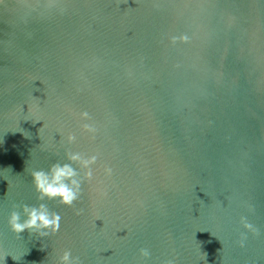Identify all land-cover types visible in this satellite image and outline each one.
<instances>
[{
    "label": "water",
    "instance_id": "water-1",
    "mask_svg": "<svg viewBox=\"0 0 264 264\" xmlns=\"http://www.w3.org/2000/svg\"><path fill=\"white\" fill-rule=\"evenodd\" d=\"M66 152L97 157L92 179L72 207L39 201L31 171ZM39 203L59 231L12 232ZM63 250L264 264V0H0V264Z\"/></svg>",
    "mask_w": 264,
    "mask_h": 264
},
{
    "label": "clouds",
    "instance_id": "clouds-1",
    "mask_svg": "<svg viewBox=\"0 0 264 264\" xmlns=\"http://www.w3.org/2000/svg\"><path fill=\"white\" fill-rule=\"evenodd\" d=\"M80 116L88 118L87 112H81ZM87 132H93L95 129L85 123L82 126ZM76 137L74 134L69 133L67 135V141L72 143ZM66 157L69 162L51 163L47 170L43 168L33 169L30 173L31 182L34 190L38 193L37 199L39 201L57 200L59 204L72 207L75 201H78L81 197L82 189L81 183L84 180H91L93 172L90 165L96 162L97 157L95 155L87 156L86 158L78 152H66ZM76 163L81 169H84L82 175L77 168L72 165ZM111 169L105 167L104 172L110 173ZM16 205H13V210L8 215L7 223L12 232L20 234L24 231H28L30 234H37L40 237H45L51 234H55L60 229L61 216L51 210L46 203H39L37 205H20L22 212L16 211ZM77 214L81 211L77 209ZM23 215V219H22ZM240 222L245 229H249L252 232H257V229L252 226L245 217L240 218ZM241 239L238 243L243 246L244 233H241ZM139 253L141 257H148L150 252L146 248H140ZM56 264H79L77 257H72L69 250H63L57 258ZM164 264H173L171 260H167Z\"/></svg>",
    "mask_w": 264,
    "mask_h": 264
}]
</instances>
